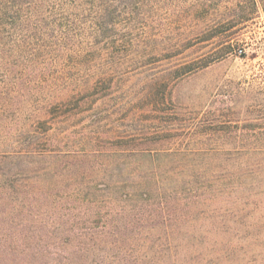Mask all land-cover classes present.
I'll use <instances>...</instances> for the list:
<instances>
[{
  "label": "trees",
  "instance_id": "16d2710c",
  "mask_svg": "<svg viewBox=\"0 0 264 264\" xmlns=\"http://www.w3.org/2000/svg\"><path fill=\"white\" fill-rule=\"evenodd\" d=\"M263 16L264 0H0V264H178L205 215L264 209V81L218 76L204 107L179 90L246 58L234 35ZM176 32L222 48L125 74Z\"/></svg>",
  "mask_w": 264,
  "mask_h": 264
},
{
  "label": "rangeland",
  "instance_id": "374dc122",
  "mask_svg": "<svg viewBox=\"0 0 264 264\" xmlns=\"http://www.w3.org/2000/svg\"><path fill=\"white\" fill-rule=\"evenodd\" d=\"M257 22L244 33L234 35L246 46L248 56L244 59L230 56L213 66L209 75L182 84L179 90L186 102L204 107L208 96L200 98V93L206 85L210 91L214 89L213 80L218 76L232 77L237 81H264V16ZM217 34L220 33H150L151 38L144 42V49H158L161 54L153 55L124 72L133 75L135 69L151 65L154 71L149 74L153 75L167 71L174 64L209 57L222 46L213 41L205 42V39ZM254 48L260 49L256 58H253ZM206 216L195 226L186 228L189 231L184 235V251L178 264H264V209L230 210L223 218L215 214Z\"/></svg>",
  "mask_w": 264,
  "mask_h": 264
}]
</instances>
